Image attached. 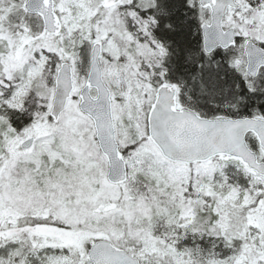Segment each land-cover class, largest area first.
<instances>
[{
  "label": "snow or ice",
  "instance_id": "snow-or-ice-1",
  "mask_svg": "<svg viewBox=\"0 0 264 264\" xmlns=\"http://www.w3.org/2000/svg\"><path fill=\"white\" fill-rule=\"evenodd\" d=\"M0 264H264V0H0Z\"/></svg>",
  "mask_w": 264,
  "mask_h": 264
}]
</instances>
